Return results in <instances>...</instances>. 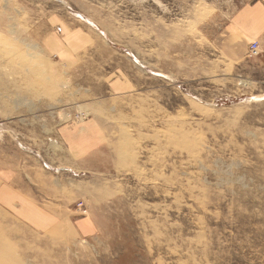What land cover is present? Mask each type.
I'll list each match as a JSON object with an SVG mask.
<instances>
[{
	"label": "rangeland",
	"instance_id": "rangeland-1",
	"mask_svg": "<svg viewBox=\"0 0 264 264\" xmlns=\"http://www.w3.org/2000/svg\"><path fill=\"white\" fill-rule=\"evenodd\" d=\"M253 1L0 0V148L58 172L63 124L103 135L96 234L8 216L0 264H264V56L224 30Z\"/></svg>",
	"mask_w": 264,
	"mask_h": 264
},
{
	"label": "crops",
	"instance_id": "crops-1",
	"mask_svg": "<svg viewBox=\"0 0 264 264\" xmlns=\"http://www.w3.org/2000/svg\"><path fill=\"white\" fill-rule=\"evenodd\" d=\"M224 30L228 40L236 45L234 52L230 49L235 60L249 56L252 41L260 44L256 57L264 56V0L241 6ZM96 126L95 120H89L65 123L58 129L46 148L55 151L59 165H69L58 167V172L44 168L45 163L51 165L52 161L43 150L38 156L29 153L17 157L0 148V226L8 222V216H13L33 231L47 232L68 223L83 236L96 234L97 222L71 209L86 193V182L77 175L84 169L85 153L103 138Z\"/></svg>",
	"mask_w": 264,
	"mask_h": 264
},
{
	"label": "built area",
	"instance_id": "built-area-1",
	"mask_svg": "<svg viewBox=\"0 0 264 264\" xmlns=\"http://www.w3.org/2000/svg\"><path fill=\"white\" fill-rule=\"evenodd\" d=\"M259 51H260V44H258V42H256V41H252L250 43V46H249L250 55L257 56ZM71 209L72 210H77L79 212H85L86 211L83 201H80V202L76 203L75 205H73L71 207Z\"/></svg>",
	"mask_w": 264,
	"mask_h": 264
}]
</instances>
